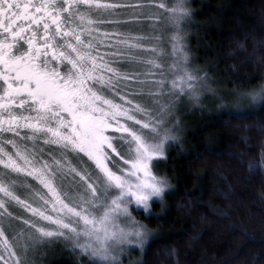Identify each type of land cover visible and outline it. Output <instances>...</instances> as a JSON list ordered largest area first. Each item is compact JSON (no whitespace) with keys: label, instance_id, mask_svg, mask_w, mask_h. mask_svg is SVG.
Wrapping results in <instances>:
<instances>
[{"label":"snow or ice","instance_id":"6c2138e0","mask_svg":"<svg viewBox=\"0 0 264 264\" xmlns=\"http://www.w3.org/2000/svg\"><path fill=\"white\" fill-rule=\"evenodd\" d=\"M153 7L166 13L164 22L175 29L169 37L173 59L167 69L162 36L105 27L132 22L112 19L117 9L132 10L138 22L145 15L142 10ZM190 14L186 0L171 6L166 0H0L3 264H22L15 248L18 237L25 238L21 230L10 239L5 220H20L29 240L33 232L41 239H64L93 264H119L117 246L143 245L146 226L132 211L150 215L152 202L163 198L168 179L154 172V162L165 158L166 145L177 139L163 119L171 105L160 100L185 92L198 99V75L187 68L180 34ZM146 18L153 21L155 33L160 15ZM117 61L142 68L121 72L114 66ZM145 88L158 113L136 102ZM248 96L253 104L264 102V88ZM222 114L247 116L240 109ZM67 176L73 178L74 195L63 184ZM28 178L39 188L27 183ZM20 188L26 190L23 198ZM11 207L28 217L14 215ZM21 246L26 252L27 244Z\"/></svg>","mask_w":264,"mask_h":264},{"label":"trees","instance_id":"16d2710c","mask_svg":"<svg viewBox=\"0 0 264 264\" xmlns=\"http://www.w3.org/2000/svg\"><path fill=\"white\" fill-rule=\"evenodd\" d=\"M187 7L191 16L181 29L192 54L188 70L206 77L212 92L203 107L178 110L182 136L154 162L169 187L152 215L137 212L154 233L139 264H264V102L243 119L222 114L238 99L235 92L264 86V0H192ZM150 30L123 32L162 36L171 53L175 29ZM51 264L91 263L65 251Z\"/></svg>","mask_w":264,"mask_h":264},{"label":"rangeland","instance_id":"374dc122","mask_svg":"<svg viewBox=\"0 0 264 264\" xmlns=\"http://www.w3.org/2000/svg\"><path fill=\"white\" fill-rule=\"evenodd\" d=\"M191 1L192 0H186V6H188V4H190ZM109 2H121V0H109ZM123 2H126V3H148V0H123ZM174 2H175V0H166V3L168 4V6H171ZM189 7H188V9H189ZM153 8L154 9L150 8L149 9L150 11L147 8L143 9L142 11L147 15L159 14L161 22L156 25V27L158 29L156 31V33H158L160 30L165 31L168 27V25L164 22V17L166 16V13H162V11L160 9H157L155 7H153ZM131 11L132 10H130V9H117V10H115V12L113 13V16L111 18L129 21V19H133L132 15H131ZM190 16H191V14H190ZM188 20H189V18H188ZM152 25H153V21L149 20V19H145V15H144V16H141L139 18L138 22L132 21L129 24L128 23L121 24L118 27H114L112 25H109L111 27H108V26H105V27H106V30H108V31L118 30L120 32H123V31L126 32L128 29H130L135 34H139V33L143 34L144 30L149 31L150 29H152ZM143 28H144V30H143ZM148 31H146V32H148ZM150 31H152V30H150ZM166 32H168V30ZM184 32L185 31H183L181 29L180 34L183 37V43H184V49H185L184 51H186V54L188 57V60H187V66L188 67L187 68L190 69L191 64H190L189 60H191L192 54L190 53L189 41L187 39L188 37L186 36V33H184ZM172 33L173 32H171V35H172ZM167 51H168V48L165 50V53H167V54H165V56L162 58L163 64H164L166 69H167V66L172 62V61H170V57H169L170 53H168ZM169 79H171V77H169ZM261 88H264V86ZM261 88L258 90L248 91V92H243V93L235 92L238 99H236L235 101L232 99L233 101H232L231 105H229V104L227 105V106H230L229 110H232V109L248 110V109H252L254 107L260 106V104L262 102L258 103V104H253L251 102L248 94L253 93V92H259L261 90ZM122 90L128 91V89H125V88H122ZM144 90L145 89H143L142 95L138 94L136 96V102L142 103L146 107H148L150 110L158 113L159 112L158 105H156L153 102L152 97H150L148 94H145ZM165 91L168 92L169 89L166 88ZM210 92H212V90H211L209 83H207V80L205 77V78H198L197 79L195 93H196V96L198 97V99L193 98V93H190V92H185L182 95H180V94L165 95L164 97L161 98V100H160L161 103L171 105L168 112L163 115V119L166 121V126L172 128L173 134L177 137L175 142L170 141L169 144L166 145V147H165V153L166 154H167L168 148H170L174 144H177L178 140L182 136V123L180 122V119H178V116L176 115L178 110H183L187 107L189 109H197V108L203 107V102H205V103L208 102V98L210 96L208 93H210ZM236 96H235V98H236ZM45 158H47V157H45ZM74 163H75V161H74ZM72 179L73 178L71 176H67L63 181V184H64L65 188L69 190L70 195L75 194L74 188L71 187ZM27 183L33 185V187H35V188H39V185H37L36 182L33 181L31 178L27 179ZM167 191H168V189L166 190L165 193H167ZM25 193H26L25 189H23V188L18 189V194L21 195L22 198L24 197ZM164 196H165V194H164ZM164 196L159 201L154 200L152 202V205L150 208V215L153 214V204L156 202H162L164 199ZM134 207L135 206H133V208ZM10 211H12L14 215L20 216L22 218H27L29 215V214L25 213L19 207H11ZM140 211L143 212L145 215L149 216V214L145 213L143 210H140ZM137 212L138 211L133 210L132 216L139 223H141V221L138 218ZM4 228H5V231H6V233L10 239L14 234L19 233L21 230L25 231V238L24 239H21L18 237L19 244H17V241H13L14 244H17L15 251L17 253V256L21 259L22 264H51L52 260H54V259L56 260V259L63 257L65 251H68L71 254H76L79 256H85L86 258H88L90 263L93 264V261L89 256L82 254L78 249L73 250V245L64 239L55 238V237L41 239V238H39V235L37 233H34V232L32 233V239L31 240L27 239L28 229L20 220H11V221L5 220L4 221ZM146 230H147V235L144 239V243L142 246L135 243V242L133 244H124V245L117 246V249H116V252L114 253V255L117 256L119 264H139V263H141L143 255L146 251V246L154 237V233L152 231H150L147 227H146ZM24 244H27V251L26 252H25L24 247L21 246ZM5 259H8L7 255L5 256ZM0 264H3V262L0 261ZM10 264H11V262H10Z\"/></svg>","mask_w":264,"mask_h":264}]
</instances>
